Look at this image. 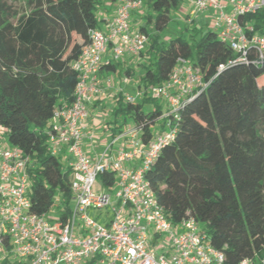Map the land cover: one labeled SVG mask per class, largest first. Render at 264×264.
<instances>
[{"label": "trees", "instance_id": "obj_1", "mask_svg": "<svg viewBox=\"0 0 264 264\" xmlns=\"http://www.w3.org/2000/svg\"><path fill=\"white\" fill-rule=\"evenodd\" d=\"M104 1L117 0H23L20 8L0 0V125L9 143L30 157L32 213L47 214L57 198L70 204L72 175L52 154L47 131L55 109L75 99L79 78L73 62L90 43L89 30L100 28L97 10ZM144 3L148 10L138 25L149 43L139 54L145 60L139 89L165 83L181 57L209 82L180 109L175 138L147 178L168 218L177 223L195 216L225 254V264L249 258L262 264L257 257L264 256V85L258 79L264 62H238L218 72L236 54L212 28L197 27L193 19L189 38L181 32L163 39L172 11L184 0ZM241 20L262 31L264 8ZM113 61L103 66L106 72L118 70L119 61ZM119 98L115 113L141 125L144 142L153 138L163 114L159 100L147 96L123 105ZM147 104L153 106L146 109ZM114 176L110 171L99 178L110 185ZM4 245L11 250L8 238Z\"/></svg>", "mask_w": 264, "mask_h": 264}, {"label": "built area", "instance_id": "obj_2", "mask_svg": "<svg viewBox=\"0 0 264 264\" xmlns=\"http://www.w3.org/2000/svg\"><path fill=\"white\" fill-rule=\"evenodd\" d=\"M120 5L108 31L89 30L90 43L73 62L78 72L75 99L54 111L47 131L52 154L64 158L71 172L69 206L60 204L57 217L30 212L32 206L29 173L30 157L4 137L0 125V259L10 264H225V254L216 249L203 233L195 216L173 223L147 178L161 150L173 142L180 109L205 90L209 84L185 58H179L169 79L162 85L135 92L117 89L128 104L144 97H165L163 128L155 138L144 142L143 127L122 129L95 156L85 150V140H94L89 104L107 95L101 85V71L110 61L126 54L138 56L149 43V35L133 33L130 25L134 11L144 0H119ZM187 21L198 15L209 16V27L228 43L236 54L220 64L218 72L238 62H264V29L241 20L264 8V0H184ZM111 50V59L105 54ZM129 77H123V83ZM113 84L110 77L106 85ZM114 172L113 184L100 176ZM5 238L11 250L6 249ZM245 259L240 264H252ZM264 264V256L261 259Z\"/></svg>", "mask_w": 264, "mask_h": 264}, {"label": "crops", "instance_id": "obj_3", "mask_svg": "<svg viewBox=\"0 0 264 264\" xmlns=\"http://www.w3.org/2000/svg\"><path fill=\"white\" fill-rule=\"evenodd\" d=\"M120 5L119 0L115 2L111 1H104L98 6L97 12L99 13L98 18H99V26L100 29L103 31H108L109 29V21L113 19L117 13L118 7ZM183 9V7H181ZM97 13V14H98ZM142 16L143 14L140 13V10H137L133 12L131 21H134V19L139 20V23H142ZM203 21L205 24L207 21L205 20L204 15H198L194 19L195 20H200ZM132 32L137 33L140 32L139 29H136L134 26H132ZM112 56V51L109 50L105 54V59H111ZM144 58H140V55L134 56L132 54L126 53L121 60H119V67L116 72H106L105 69L103 68L101 71V85L104 87L105 91L107 92L108 89L106 88V79L110 76L115 75L117 79L119 80V83L122 85L123 83V77L128 76L129 77V82H127V87L129 90H134L138 91L139 89V80L137 78H140V75L143 72V63H144ZM114 62V61H113ZM130 70V73H127V70ZM113 74V75H111ZM133 79H136L134 81ZM137 85L135 86L134 84ZM138 87V88H137ZM107 93L106 97L104 98H99L96 97L90 104H89V118L85 120V123L87 124L88 128L93 130L95 134V138L93 141L87 139L85 140V150L88 153L89 156L95 157L104 147L106 144H108L111 139L114 138L116 134L119 133L122 129H114L112 130V127L107 123L105 124L102 120V112L106 106L108 105L111 100H113L115 103L118 101L119 102V95L117 93H113L108 95ZM104 126V129L98 134L97 129ZM110 133V134H109Z\"/></svg>", "mask_w": 264, "mask_h": 264}, {"label": "rangeland", "instance_id": "obj_4", "mask_svg": "<svg viewBox=\"0 0 264 264\" xmlns=\"http://www.w3.org/2000/svg\"><path fill=\"white\" fill-rule=\"evenodd\" d=\"M10 2H12L18 8H20L21 5H23V0H10ZM186 6H187L186 3L182 4V7H186ZM147 10H148V5H146V3H144L143 7L140 9V13L143 14V16H144L147 13ZM98 15H99V13H98ZM188 17L189 16H187V14L185 12H183V9H181V7L177 10H173L172 11V20L169 23L168 27L162 33L163 39L169 40V38H175L177 36L182 35V33L186 38H189L190 35L193 33L190 29L191 27H189V26L191 24H193V22H195V20L191 21L192 23H190V22L188 23L187 22ZM204 17H205V20L207 22L205 24H202L203 21H201V18H200V20L197 19L196 20L197 21V27H201L202 25H204V29L209 27L210 18H209V16H206V15H204ZM138 23H139V20H138V22L137 21H130L131 29H133L132 26H134L136 29H139ZM185 27H189L188 30H185ZM140 58H142V56H140ZM111 75H113V74H111ZM110 79L112 80L113 84H110V86L106 85V88L108 89L107 93H109L108 95L116 93L120 89H124L126 92H135L134 90H129L126 83L121 85L119 83V80L117 79V77L115 75L110 76ZM133 80L136 81V79H133ZM137 80H139V78H137ZM258 82L260 84L264 85V76L260 77L258 79ZM134 85L136 86L137 83ZM117 89H119V90L117 91ZM158 100H159V103L163 107V112H166L168 110L167 99L165 97H162L161 99H158ZM121 103L123 105H125L126 100H122ZM118 106H119L118 101L115 103L113 100H111L108 105L106 104L104 110L101 111L102 115H103L102 116L103 122L105 124L110 123L109 125L112 127V130H114V129H127L128 127H131L132 125H134L133 118L130 117V115L123 114V113H118V114L115 113V110L118 108ZM151 106H153V104H147L146 109L151 108ZM162 128H163L162 121L156 122V124L153 127V139L155 138V136L158 135L160 129H162ZM103 129H104V126L98 128L97 129L98 134ZM4 137L7 139V135L6 136L4 135ZM4 145H6V142L4 140H1L0 146L3 147ZM61 162H62V166H63L64 171H68L67 160L62 158ZM60 204H62L61 198H57L56 203L48 212L49 217H57L59 215ZM257 260L259 262L261 261L258 257H257Z\"/></svg>", "mask_w": 264, "mask_h": 264}]
</instances>
